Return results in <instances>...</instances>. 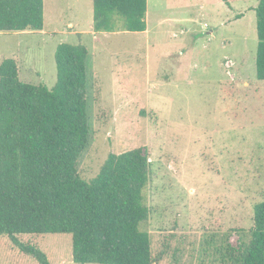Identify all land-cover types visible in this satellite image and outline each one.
<instances>
[{
  "label": "rangeland",
  "instance_id": "1",
  "mask_svg": "<svg viewBox=\"0 0 264 264\" xmlns=\"http://www.w3.org/2000/svg\"><path fill=\"white\" fill-rule=\"evenodd\" d=\"M227 1L147 0L145 32L105 33L93 30V0H43L42 32H0V63L13 59L21 81L48 89L56 47L86 48L90 136L76 171L88 182L109 154L148 159L149 217L139 228L153 264H232L264 201L259 0ZM16 238L50 264H75L69 234ZM0 264L37 262L0 236Z\"/></svg>",
  "mask_w": 264,
  "mask_h": 264
},
{
  "label": "trees",
  "instance_id": "2",
  "mask_svg": "<svg viewBox=\"0 0 264 264\" xmlns=\"http://www.w3.org/2000/svg\"><path fill=\"white\" fill-rule=\"evenodd\" d=\"M147 0H93V30L146 31ZM256 78L264 81V0L254 8ZM43 0H0V32L43 30ZM88 52L61 43L51 89L19 79L16 62L0 63V236L37 264H50L17 235L69 234L75 264H153L151 242L139 226L149 210L143 190L148 159L138 150L109 154L90 181L76 171L90 136ZM232 264H264V201L253 207L248 241Z\"/></svg>",
  "mask_w": 264,
  "mask_h": 264
},
{
  "label": "crops",
  "instance_id": "3",
  "mask_svg": "<svg viewBox=\"0 0 264 264\" xmlns=\"http://www.w3.org/2000/svg\"><path fill=\"white\" fill-rule=\"evenodd\" d=\"M227 1V0H226ZM224 3V5H223V10L224 11H230L231 10V4L227 1V4L225 3V2H223ZM201 7H205V5L204 4H202L201 5ZM203 9H205V8H203ZM27 31H23V32H18V33H16V34H18V35H20V34H22V33H26ZM37 32H42V31H37ZM12 33V32H11ZM14 33V32H13ZM8 34V33H7ZM4 35H6V34H4Z\"/></svg>",
  "mask_w": 264,
  "mask_h": 264
}]
</instances>
